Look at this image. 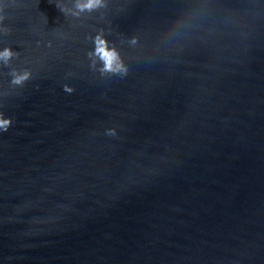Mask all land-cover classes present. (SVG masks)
I'll list each match as a JSON object with an SVG mask.
<instances>
[{"label": "water", "instance_id": "obj_1", "mask_svg": "<svg viewBox=\"0 0 264 264\" xmlns=\"http://www.w3.org/2000/svg\"><path fill=\"white\" fill-rule=\"evenodd\" d=\"M106 2L0 0V264H264V0Z\"/></svg>", "mask_w": 264, "mask_h": 264}, {"label": "clouds", "instance_id": "obj_2", "mask_svg": "<svg viewBox=\"0 0 264 264\" xmlns=\"http://www.w3.org/2000/svg\"><path fill=\"white\" fill-rule=\"evenodd\" d=\"M57 7L64 13V15H74L79 16L84 12H94L101 8L107 7L106 0H75V9L76 11L70 12L69 9L62 6L61 3L57 4ZM2 11V9H0ZM5 17L0 15V23L4 21ZM0 32L7 34L9 32L8 28H0ZM132 45L139 43L138 37H131L129 41ZM94 52L89 53V56L95 55L101 62V67L99 68L100 75L110 76V75H119L121 77L128 74V66L125 64L124 58L120 51L114 46H110V42L102 36V34H97L94 38ZM19 53L14 52L11 47H5L3 51H0V61H3V64L7 66L13 57H18ZM91 68L95 70V62L91 65ZM11 76V85L23 87L24 84L32 78V72L28 69L18 70L12 69L8 73ZM64 91L67 93H72L74 91L73 87L65 84ZM13 121L11 118H5L3 112H0V130L7 131L12 125ZM109 136L116 135V129L110 128L106 132Z\"/></svg>", "mask_w": 264, "mask_h": 264}]
</instances>
